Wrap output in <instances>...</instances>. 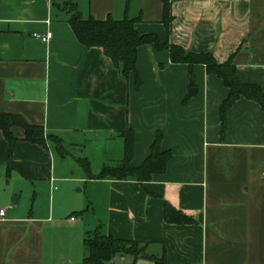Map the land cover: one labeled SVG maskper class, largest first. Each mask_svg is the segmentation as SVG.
I'll list each match as a JSON object with an SVG mask.
<instances>
[{
    "label": "crops",
    "instance_id": "1",
    "mask_svg": "<svg viewBox=\"0 0 264 264\" xmlns=\"http://www.w3.org/2000/svg\"><path fill=\"white\" fill-rule=\"evenodd\" d=\"M129 1L127 14L139 17L133 25L139 36L153 35L185 53H208L218 64L230 60L238 81L258 86L264 97V0ZM52 2L74 3L82 18L99 21L122 18L126 0H0V114L42 127L70 152H84L61 157L22 141V130L12 127L11 162L25 179L6 173L0 131V264H57L66 253H54V233L68 212L70 243L92 230L144 242L148 256L163 252L170 264H264V113L258 104L235 100L221 137L219 107L228 91L203 66L171 63L167 49L142 44L135 75L124 79L99 48L78 43L68 13ZM46 32V43L32 37ZM126 128L131 168L141 165L160 135V150L169 152L162 173L142 184L86 180L67 163L82 158L90 169L92 155L97 172L115 166L123 147L118 133ZM69 182L82 184V197L61 190ZM163 202L194 223L166 224ZM83 255L73 253L71 264ZM107 264L153 263L115 256Z\"/></svg>",
    "mask_w": 264,
    "mask_h": 264
},
{
    "label": "trees",
    "instance_id": "2",
    "mask_svg": "<svg viewBox=\"0 0 264 264\" xmlns=\"http://www.w3.org/2000/svg\"><path fill=\"white\" fill-rule=\"evenodd\" d=\"M129 2V0H126L122 18L113 19L107 16L104 20L99 21L90 17L82 18L74 3L64 2L56 5L52 2V4L68 13L67 25L78 43L86 49L99 48L124 79L130 73L135 75L136 49L142 44H151L156 49H167L171 63L203 66L205 72L218 78L228 91L226 98L219 107L221 137L224 133V115L238 98L241 97L255 102L264 113V97L260 88L256 85L244 84L238 81L230 60L218 64L208 53H185L175 46L164 47L153 35L139 36L133 28L139 17H131L127 14ZM162 22L168 28L170 15L166 3L162 5ZM12 127H19L22 130V141L24 142L44 148L48 146L61 157L69 154L67 147L56 135L45 133L42 127L29 125L18 116L0 114V131L7 143L6 173L14 171L22 178H27L22 170L11 162V151L16 142V139L10 133ZM118 136L122 139L123 147L122 157L115 166H104L96 174H92L85 159H75V163L86 180H130L142 184L149 181L151 175L163 172L165 163L169 158V152L160 150V135L158 133L149 146L148 156L137 168H131L128 165L132 153L131 130L126 128L119 132ZM162 218L166 224L186 225L194 223L192 217L175 209L167 202H163ZM82 248L84 255L79 264H107L115 256H129L133 260L143 258L153 264H170L164 258L163 252L158 258L148 256L145 253L146 243L144 242L115 239L109 235H99L97 232H94L91 238L82 240Z\"/></svg>",
    "mask_w": 264,
    "mask_h": 264
},
{
    "label": "rangeland",
    "instance_id": "3",
    "mask_svg": "<svg viewBox=\"0 0 264 264\" xmlns=\"http://www.w3.org/2000/svg\"><path fill=\"white\" fill-rule=\"evenodd\" d=\"M68 150V148H67ZM69 154L71 156L75 157H83L84 156V152H76L75 150H69ZM89 154V153H88ZM87 155V154H85ZM88 157L90 158V169L91 172H97L98 170V163L95 161L94 157H92V155H88ZM71 163V165H73V167L76 168L77 171H80L79 167L77 166V164L75 163V161L69 160L67 158V163ZM56 187L57 190L61 189V184H55L54 185ZM63 192L69 196V197H73V196H79L82 197L83 195V190H82V184H74V183H66L64 185H62V189ZM78 190V191H77ZM73 215L70 214L69 212L65 215H63L61 217V224L59 225V227L61 229L55 231L54 233V238L56 240V243L54 244V253H61L63 255V253L66 255H64V257L61 256V259L59 261H57V264H71L72 262V255L73 253H83V248L81 245V240L78 239L76 240L75 243H70L68 241V229H69V225H68V217H72ZM87 222V221H86ZM93 231L89 230L88 232H84V235L82 237V239H86V238H91L93 235ZM72 241V240H71ZM78 256V255H77ZM77 258V257H76ZM76 260V259H75Z\"/></svg>",
    "mask_w": 264,
    "mask_h": 264
},
{
    "label": "built area",
    "instance_id": "4",
    "mask_svg": "<svg viewBox=\"0 0 264 264\" xmlns=\"http://www.w3.org/2000/svg\"><path fill=\"white\" fill-rule=\"evenodd\" d=\"M32 37L39 40L40 42H43V43H46L48 42V40L50 39L51 37V33L50 32H46L45 34L43 35H40V34H36V33H33L32 34ZM3 214V210H0V216ZM71 219V218H70Z\"/></svg>",
    "mask_w": 264,
    "mask_h": 264
}]
</instances>
